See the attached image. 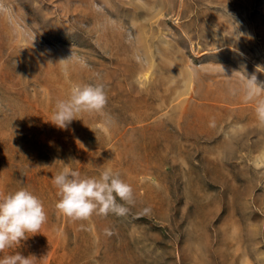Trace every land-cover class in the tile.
Returning a JSON list of instances; mask_svg holds the SVG:
<instances>
[{
  "label": "rangeland",
  "instance_id": "374dc122",
  "mask_svg": "<svg viewBox=\"0 0 264 264\" xmlns=\"http://www.w3.org/2000/svg\"><path fill=\"white\" fill-rule=\"evenodd\" d=\"M257 65L264 0H0V194L26 188L47 214L0 258L264 264V128L241 90L252 75L264 87ZM97 74L103 111L53 125L56 102ZM64 167L112 168L135 206L70 222L51 180Z\"/></svg>",
  "mask_w": 264,
  "mask_h": 264
},
{
  "label": "clouds",
  "instance_id": "9594fccd",
  "mask_svg": "<svg viewBox=\"0 0 264 264\" xmlns=\"http://www.w3.org/2000/svg\"><path fill=\"white\" fill-rule=\"evenodd\" d=\"M136 37L129 33L125 42L132 45ZM137 60L139 56L135 57ZM61 71L68 76L67 60H62ZM81 64H84L81 61ZM256 71H264L257 65ZM106 85L96 75V80L86 84H73L67 98L58 100L49 121L60 129L67 128L74 119L83 114H98L107 103ZM241 90L245 102H255V117L258 126L264 128V87L259 85L256 76L246 77ZM210 127L215 122L210 121ZM57 189L58 200L54 207L59 215L70 222H83L93 215L107 217L127 216L136 204L135 194L130 184L120 178V174L105 167L96 177H82L78 170L64 167L51 178ZM142 214L150 213L145 207ZM47 221L43 202L31 191L20 188L12 193L0 194V253L20 245L29 234L40 233ZM105 229V235H111ZM0 264H33L32 257L16 253L0 258Z\"/></svg>",
  "mask_w": 264,
  "mask_h": 264
}]
</instances>
